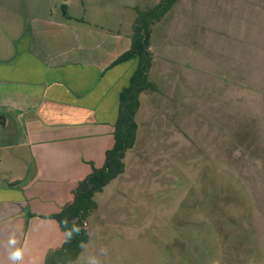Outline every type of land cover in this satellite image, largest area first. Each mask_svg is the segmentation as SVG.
Returning a JSON list of instances; mask_svg holds the SVG:
<instances>
[{
    "label": "rangeland",
    "instance_id": "1",
    "mask_svg": "<svg viewBox=\"0 0 264 264\" xmlns=\"http://www.w3.org/2000/svg\"><path fill=\"white\" fill-rule=\"evenodd\" d=\"M159 2L0 0V52L47 35L63 5L124 41ZM150 52L155 90L140 95L125 173L95 195L70 264H264V0H179Z\"/></svg>",
    "mask_w": 264,
    "mask_h": 264
},
{
    "label": "crops",
    "instance_id": "2",
    "mask_svg": "<svg viewBox=\"0 0 264 264\" xmlns=\"http://www.w3.org/2000/svg\"><path fill=\"white\" fill-rule=\"evenodd\" d=\"M73 20H52L47 35L24 33L10 57L0 52V264H12L13 248L23 250L18 264H45L63 247L66 235L48 217L74 201L93 168H103L120 94L138 66H114L133 32L122 41L120 32Z\"/></svg>",
    "mask_w": 264,
    "mask_h": 264
},
{
    "label": "trees",
    "instance_id": "3",
    "mask_svg": "<svg viewBox=\"0 0 264 264\" xmlns=\"http://www.w3.org/2000/svg\"><path fill=\"white\" fill-rule=\"evenodd\" d=\"M178 1L160 0L155 8L141 12L133 25L130 50L114 62L116 66L132 60L138 61L130 85L120 94L119 116L114 126V146L107 151L103 168H93V172L79 183L74 191V201L66 205L60 213L48 217L58 222L66 235V242L62 248L48 254L45 264H70L80 258L89 241L85 223L97 209L95 195L103 193L106 187L125 173L124 159L136 141L138 129L136 114L140 108V95L148 90H155L149 81L153 61L150 52L151 29L154 24L166 17ZM66 8V5H63L64 16L69 18Z\"/></svg>",
    "mask_w": 264,
    "mask_h": 264
},
{
    "label": "clouds",
    "instance_id": "4",
    "mask_svg": "<svg viewBox=\"0 0 264 264\" xmlns=\"http://www.w3.org/2000/svg\"><path fill=\"white\" fill-rule=\"evenodd\" d=\"M77 232H79V228H77ZM10 245H15L16 240L15 238H10L9 240ZM8 259L12 262V264H18L23 259V250L20 248H13L12 251L8 253ZM90 264H98V261L93 258L90 262Z\"/></svg>",
    "mask_w": 264,
    "mask_h": 264
}]
</instances>
